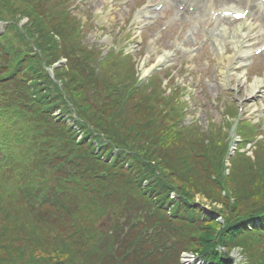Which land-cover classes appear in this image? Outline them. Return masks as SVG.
Returning a JSON list of instances; mask_svg holds the SVG:
<instances>
[{
    "label": "trees",
    "instance_id": "16d2710c",
    "mask_svg": "<svg viewBox=\"0 0 264 264\" xmlns=\"http://www.w3.org/2000/svg\"><path fill=\"white\" fill-rule=\"evenodd\" d=\"M5 9L14 16V7ZM20 12L35 25V42L42 50L46 47V63L56 54H64L69 41L56 44L48 37L49 26L33 21L37 18L35 11L26 6ZM11 49L6 52L9 57H13ZM19 64H12L11 70L18 69ZM55 74L62 80L63 94L78 116L79 128L91 126L127 153L106 162L100 152L94 153L90 140L77 142L73 130L70 137L64 132L53 139L50 120L43 123L47 124L43 135L30 137L29 128L25 137H20L18 156L0 160V264H76L82 255L95 253L94 244L105 248L111 264H168L173 258L178 264L179 251L189 244L214 264H228L226 254L215 247L228 245L255 213L264 215V188L257 186L259 199L244 211H233L239 201L230 204L220 190L216 196L207 191L219 184L190 154L198 151L207 155L199 138L195 137L197 145L196 141L187 142L163 123L169 119L167 115L146 107L138 94L129 96L127 86L115 90L105 83L108 79L94 76L85 55L76 56L74 51L68 55V64ZM11 85L18 89L16 83ZM6 86L0 76V87ZM26 89L24 83L18 92L22 96L9 99L7 106L16 109L15 120L20 126L26 128L33 123L37 127L39 117L50 113L49 108L62 95L55 86L49 95L45 92L36 97L33 116L28 118L26 98L32 99ZM177 153L179 159L171 167ZM13 161L15 166L7 167ZM180 169L185 173L179 175ZM144 182L148 184L145 187ZM174 188L182 196V203L172 218L164 208L170 206L168 192ZM196 192L221 203L218 211L225 225L216 240L217 233L211 228L214 223H206L196 236L200 229L192 227L195 220L187 219L184 212L194 211L186 208L182 198L191 203ZM198 237L201 244L196 245Z\"/></svg>",
    "mask_w": 264,
    "mask_h": 264
},
{
    "label": "rangeland",
    "instance_id": "374dc122",
    "mask_svg": "<svg viewBox=\"0 0 264 264\" xmlns=\"http://www.w3.org/2000/svg\"><path fill=\"white\" fill-rule=\"evenodd\" d=\"M11 1L15 2L17 5L21 3V0ZM62 1L63 0H48L49 3L57 4L59 7L68 6L72 16L84 24V32L82 34L83 43L88 47L101 51V54H104L110 49L112 51L109 54L111 60L118 51H122L130 56L129 59L119 61L116 67L112 65L110 68L113 67L112 69L114 71L112 70L105 78H110L114 76L118 70H121V74L127 78L128 82H135L137 77L145 80L151 74L157 72L158 69L174 67V69L178 71V77H176L175 80L182 92L180 99L186 102V106L183 104L186 109L184 121L185 123H190L192 121L196 122L191 128L194 130L195 128L198 129L216 142L220 139V142H231V146L233 143L237 145L240 139L236 135V132L234 133L232 116L238 114L242 121H250V123L258 121L260 123V126H257L256 135L264 133V93L257 94L252 100H249L245 97L244 89L246 84L243 85V89L239 91L233 86L234 81H232V84L229 82L222 84L219 70L216 68L217 62L215 61V55L212 53L210 47L204 52L197 55L194 54L193 56V51L196 49V46L201 43L203 38L202 31L199 28L193 29L189 27L181 33V37L178 40L174 37V33L178 34L179 30L176 29L172 31V29H170L165 35L158 37L157 42H153L152 39L156 37L155 29L161 25L159 23L155 27L158 20L156 19V21L150 22L146 28L140 29L139 27V25L144 22L145 17L141 14V7L143 6L141 3L147 0H119L117 5H114V0H68L67 4H65L66 0ZM142 26L143 25H141V27ZM140 32L141 34H139ZM190 36H193L192 39L189 38ZM186 40H188V42H186ZM165 53L169 55L165 61L156 64L158 57ZM228 54H230V52H228ZM206 59L213 61L210 69H206V63L203 62ZM105 68L108 69L109 67ZM250 70L251 71L247 74V84L254 80L264 78V56L255 61V64ZM102 72H104L102 69L99 68V71L97 69L99 76L102 75ZM5 96L9 99L8 94H0V99L6 104L7 98ZM239 100H243L241 109H245L244 112H241L240 108H237ZM184 101H182V103ZM17 109L20 111L19 107H17ZM2 112L3 113L0 114V135L4 137L0 140V144L12 145L15 136L14 133H20V129H24V127L19 125L18 120H15L16 109L12 108ZM166 113H174V108L171 104L168 105ZM166 118L167 117H164V119ZM166 123L173 129V121H171V119L167 120ZM26 127L27 129L30 128L29 125ZM191 128H189V133L193 132ZM213 129L216 131L212 134ZM226 131H228L230 138L222 139ZM150 132L151 134L153 133L152 131ZM191 136L195 137L196 135L194 134ZM262 138L263 140L261 142H263L262 145L264 146V136ZM184 139L187 142L191 141L190 137H185ZM99 141L101 142L102 138L97 142H93V144H97ZM246 141L247 140H245L244 143ZM104 144L108 145L109 142H105ZM102 145L103 143L99 146ZM254 149L255 148L251 147L247 150V147H242L240 151H248L247 157L249 158L246 159L249 162H256ZM113 153L115 152L112 151V154ZM246 159L243 160V167L241 160L234 158L232 160L233 167L229 172L227 168L225 169L222 166V174L224 176L231 175L229 180H227V176L224 180V188L225 181L231 187L229 189L231 192H226L229 195V203L233 204L235 200L239 201L235 207H233V211L240 208L242 212L246 206L250 205L255 199H259V193L256 191L257 186H260L261 182L264 183V165L260 162H264V152L260 154L258 164L253 168H251V166L249 167V164L245 162ZM172 166L173 164H171V167ZM9 167H13L12 164ZM187 170L186 168L185 171ZM189 170L192 171V169ZM185 171H181L180 169L178 173L179 175L184 174ZM207 191H210L211 194L216 196L218 188L213 186ZM210 198L211 197L204 195L202 198L198 199H200V201L202 200L199 202L206 207H210L211 205L219 209L221 203L211 201ZM219 218L221 222L222 219L221 217ZM193 220H195V224L192 227L198 228L200 227L199 225H201L200 231L196 232V236H199V233L204 230L206 223L212 224L210 220L202 224L198 223L199 220ZM263 222L264 221L258 218L251 219L250 223L245 226L248 233L242 232L236 235V238L233 239L235 241H229V246H231L232 249L229 248V255L231 258L228 264H264V231L260 233L256 228L262 225ZM222 224L223 223L216 222L211 225V228L217 233L215 240L219 238V234L223 228ZM254 227L256 230L253 233L249 232V230ZM224 237L226 236L223 235L222 241H225ZM199 240H201L200 237H198L196 245L200 243ZM94 245L96 246V244ZM194 246L195 245L190 244L188 250L195 252L196 248ZM93 247L92 245V248ZM103 249L100 254L97 251L96 255H99L98 257L94 256V258L97 257L95 263L101 262L102 264H106L110 261L109 258L107 259V256L103 261L99 259L106 254V251ZM157 249H155V251H157ZM236 253H238V255L234 256ZM236 257H238V260ZM91 259H93V257H91ZM167 263L174 264V258L172 261L168 260Z\"/></svg>",
    "mask_w": 264,
    "mask_h": 264
},
{
    "label": "bare ground",
    "instance_id": "6f19581e",
    "mask_svg": "<svg viewBox=\"0 0 264 264\" xmlns=\"http://www.w3.org/2000/svg\"><path fill=\"white\" fill-rule=\"evenodd\" d=\"M172 3H176V5H181L183 7L193 6L195 13H200V11L203 9L208 12L216 10L215 0H205L204 2L203 0H173ZM243 3L246 2L243 1ZM248 6L252 7V3H249ZM181 15L185 14H182L181 12ZM245 21L246 20L240 22L245 23ZM246 23L247 24L244 25L245 28L243 30L241 29L243 26H240V23L238 26L234 27L231 30L222 29V37H224L230 43H234L237 41L238 44L239 40L241 44H244L247 41H250V39L255 35V25L259 24L264 27V12L253 10L252 19H248ZM218 41L220 43L222 42V40ZM234 46L236 47L235 53L233 55L226 56V58H223L222 66L224 68L231 67L234 70L240 67V64L238 63L242 58V49H239L238 45ZM245 55H247V50ZM167 56V53H165L164 55L158 57L157 62L159 63L160 61H163ZM236 56H238V59ZM243 81H246L244 73L243 75L238 74L236 76V90L243 89L242 84H246L244 89L246 99L252 100L256 94L261 93V91L264 89V78L254 80L249 84H247L246 82L244 83Z\"/></svg>",
    "mask_w": 264,
    "mask_h": 264
}]
</instances>
